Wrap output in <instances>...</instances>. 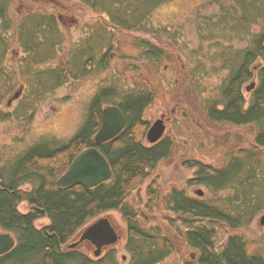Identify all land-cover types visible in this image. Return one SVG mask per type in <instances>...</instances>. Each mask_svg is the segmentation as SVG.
Wrapping results in <instances>:
<instances>
[{"label":"trees","instance_id":"1","mask_svg":"<svg viewBox=\"0 0 264 264\" xmlns=\"http://www.w3.org/2000/svg\"><path fill=\"white\" fill-rule=\"evenodd\" d=\"M81 1L101 22L94 20V25H85L90 30L83 42L89 44L80 49L79 55L70 54L67 68L62 64L52 65L56 55L65 50L63 30L54 11L28 13L19 25L13 26L21 44L18 67L29 80L23 98L30 95L37 104L48 92L69 82L70 75L80 79L82 75L109 69L115 59V32L152 33L148 24L150 16L173 0ZM11 2L0 0L2 31L11 27ZM214 3L218 10L199 18L198 34L211 45L209 62L218 63H211V69L219 68L221 73H227L214 87V93L205 99L206 114L219 126H253L255 140L251 147L239 148L223 166L200 160H188L184 165L194 169L188 185L203 186L214 194L227 191L233 194L204 200L189 195L179 185L162 187L156 172L172 156L176 144L169 135L156 143L146 139L150 122L144 116L155 100L154 91L143 85H132L129 89L121 84L118 89L115 81L97 91L85 121L67 142L39 140L20 155L6 157L5 161L0 157V228L16 238V246L0 255V264H159L174 253L175 245L163 225L153 221L157 213L193 250L192 259L185 264H264V257L247 252L243 236L234 232L264 209V0H215ZM105 21L108 25H103ZM134 39L143 59L155 62L167 57L162 48L143 37ZM224 41L229 45H224ZM236 41L246 44L235 48ZM6 47L3 44L0 52V121L10 116L2 106L15 86L12 79L16 75L11 71L14 65L5 63ZM85 53L88 59L81 67L80 58ZM121 57L129 65H134L136 60ZM72 63L80 67L79 72ZM211 69L203 67L202 72ZM255 76V88L246 91ZM193 84L198 89L194 79ZM25 86L22 84L24 91ZM110 104L123 109L127 125L113 139L96 145L94 138L102 125L103 108ZM34 113L35 109L31 111L29 106L27 120H32ZM91 146H97L108 159L112 178L93 188L82 184L60 186L59 178L75 157ZM25 185L30 188L23 189ZM133 195L135 203L130 204ZM25 201L27 212L20 210ZM108 211H118L127 224L126 259L119 258L115 247L100 257L93 256L83 246L69 247L82 228ZM43 218L49 222L38 225V220Z\"/></svg>","mask_w":264,"mask_h":264},{"label":"rangeland","instance_id":"2","mask_svg":"<svg viewBox=\"0 0 264 264\" xmlns=\"http://www.w3.org/2000/svg\"><path fill=\"white\" fill-rule=\"evenodd\" d=\"M214 2L215 0H173L163 4L152 13L148 21L153 29L152 33L126 30L115 32L116 56L110 63L109 69L82 75L80 79H75L70 75L72 79L69 82L54 91H47L48 93L46 92L47 94L42 97L43 100L36 104L30 95L23 98L29 89V80L25 79L22 70L18 67L21 64V44L18 36L13 32L14 27L19 25L21 18L24 15L27 16L28 13L42 14V12L54 11L53 13L57 15L59 11L63 15L62 23H59L63 30L64 42L62 43L65 50L56 55L52 65L61 66L62 64V67L67 68L69 63L66 59H71V55H79L80 49L89 44L83 42L90 30L85 25L90 23L91 26L94 25V20L98 23L100 20H97V14L81 0H12L9 10L11 27L7 30L4 27V31L0 28V52L3 49L2 45L5 44L7 46L5 63L14 65V70L11 71L16 72L12 79L15 86L2 106L3 110L10 114L9 118L0 121V157L2 160L5 161L6 157L20 155L39 140L55 139L59 142H67L78 132L85 121L89 104L97 91L103 85L111 83L113 85L117 81L118 89L121 84L129 89L132 85H143L154 91L155 100L147 108L144 116L150 124L162 114L168 118L165 121V135L175 140L176 149L172 156L162 162L157 169L156 174L160 177L162 187L179 185L185 188L189 195L201 197L204 200H215L218 197L232 195V191L214 194L203 186L188 185L189 179L194 175V169L184 165V162L188 160H200L218 167L223 166L231 155L238 152L239 148H249L255 140L253 126H219L211 122L206 114L205 99L214 93V87L221 83V79L227 73H221L219 68L217 71L211 69V63H216L214 61L210 63L208 59L212 50L211 45L198 34L199 18L218 10L219 7ZM0 24L3 25V23ZM12 32L13 35L10 36ZM135 37H143L160 46L167 53V57L155 62L143 59L142 50L134 45ZM223 44L229 45L228 41H224ZM245 44L246 42L236 41L234 47L242 48ZM122 55L135 57L134 65H129L130 62L123 59ZM87 59L88 54L85 53L80 58L81 67L86 65L84 62ZM72 64L78 67L79 72L80 67L75 66V63ZM203 67L211 71L203 73ZM193 79L198 89L193 84ZM22 84L26 85L25 91H21V95L25 93L24 96L20 95L10 105H7L9 98L22 87ZM202 89L206 90V93L202 92ZM116 100L119 101L118 98ZM29 106L31 111L35 109L34 117L30 121L27 120L26 115ZM146 184L141 190L143 195ZM29 188L30 185L23 186V189ZM199 190L203 192L202 195L197 193ZM129 203H135V195L129 199ZM20 210L28 211L26 201L20 205ZM103 215L111 216L122 236L115 247L118 250L117 255L119 258L126 254L129 255L125 248L127 224L122 215L118 211H108ZM263 216L264 209L247 224L236 228L234 232L247 240L250 254L257 253L264 257ZM153 221H156L157 225L160 223L163 225L175 245L174 253L159 264H185L190 261L193 250L167 227L162 220L161 213H157ZM48 222L47 218H43L38 220L37 224L44 225Z\"/></svg>","mask_w":264,"mask_h":264},{"label":"water","instance_id":"3","mask_svg":"<svg viewBox=\"0 0 264 264\" xmlns=\"http://www.w3.org/2000/svg\"><path fill=\"white\" fill-rule=\"evenodd\" d=\"M255 86L256 81L253 80L246 87V90L251 91ZM20 95L21 90L15 93L9 100V103ZM127 122V116L120 106L115 104L107 105L102 111V125L95 135V143L100 145L113 139L122 132ZM165 131L166 124L164 118H158L149 128L147 140L150 143H156L164 136ZM112 176V167L106 156L97 146H91L75 157L68 170L59 178L58 183L62 187L82 184L88 188H93L109 181ZM197 193L203 194L201 190ZM262 222L264 223V216L262 217ZM121 237L111 216L103 215L82 228L75 235L69 247L76 248L83 246L85 249H92L94 256L100 257L109 248L116 247ZM88 243L92 245V248L89 247ZM15 246L16 238L14 235L0 229V255L10 252Z\"/></svg>","mask_w":264,"mask_h":264},{"label":"flooded vegetation","instance_id":"4","mask_svg":"<svg viewBox=\"0 0 264 264\" xmlns=\"http://www.w3.org/2000/svg\"><path fill=\"white\" fill-rule=\"evenodd\" d=\"M57 16H58V19H59V22L60 23H62V20H61V17L63 16L62 14H60V12H58V14H57ZM75 16V15H74ZM69 17L71 18V19H73V20H75V18L73 17V16H71V15H69ZM108 25L107 24V22L105 21V22H103V25ZM62 25V24H61ZM112 30H117V28H112V27H110ZM121 31V30H120ZM116 44V43H115ZM158 46V45H157ZM160 47V46H159ZM161 48V47H160ZM107 50V48H105V51ZM164 51V50H163ZM115 56H116V51H115V53H114V58H115ZM114 61V60H113ZM162 118H164V122L166 121V120H168V118L166 117V115H164V114H162V116H161ZM160 117V118H161ZM88 245H89V247L90 248H92V245L90 244V243H88Z\"/></svg>","mask_w":264,"mask_h":264},{"label":"bare ground","instance_id":"5","mask_svg":"<svg viewBox=\"0 0 264 264\" xmlns=\"http://www.w3.org/2000/svg\"><path fill=\"white\" fill-rule=\"evenodd\" d=\"M254 79H257L256 78V76H255V78ZM252 82V81H251ZM249 84V83H248ZM107 106V105H106ZM106 106H104V107H106ZM244 238V237H243ZM72 239H74V238H72ZM226 240H228V237H226V239H225V241ZM244 242H245V248H246V250H247V252H248V249H249V247H248V243H247V240L246 239H244ZM219 245V244H218ZM222 247H226V244H222ZM217 251H219V250H217ZM4 255V254H3Z\"/></svg>","mask_w":264,"mask_h":264}]
</instances>
